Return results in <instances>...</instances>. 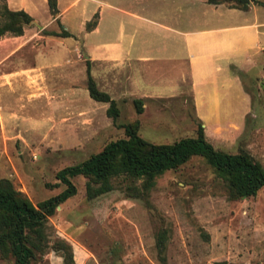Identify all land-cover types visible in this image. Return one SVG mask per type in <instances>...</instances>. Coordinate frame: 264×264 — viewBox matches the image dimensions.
<instances>
[{"label": "crops", "instance_id": "1", "mask_svg": "<svg viewBox=\"0 0 264 264\" xmlns=\"http://www.w3.org/2000/svg\"><path fill=\"white\" fill-rule=\"evenodd\" d=\"M257 1L239 9L229 0H55L52 13L47 0H5L31 20L19 35L0 36V120L36 129L80 116L89 129L100 130L99 121L114 129L107 103L89 100L87 61L118 114L120 103L133 108L138 134L184 130L189 105L188 120L214 143L242 126L250 105L244 81L264 69V0ZM78 48L84 63L75 78Z\"/></svg>", "mask_w": 264, "mask_h": 264}, {"label": "rangeland", "instance_id": "2", "mask_svg": "<svg viewBox=\"0 0 264 264\" xmlns=\"http://www.w3.org/2000/svg\"><path fill=\"white\" fill-rule=\"evenodd\" d=\"M65 42L70 49L80 46ZM83 63L78 48L71 63L75 78ZM244 84L250 105L242 126L214 143L205 139L217 151H243L264 166V69L250 73ZM119 108L114 129L106 121L95 122L100 130L89 129L80 116L42 122L45 126L36 129L28 121L0 120V179L9 180L33 205L57 194L65 187L56 178L58 170L126 137L120 125L130 122L133 108L127 103ZM185 110L184 130L143 127L138 135L156 144L195 136L199 122L188 120L189 105ZM68 179L74 192L40 228L26 234L33 252L29 264H65V247L74 264H264V185L254 195L231 198L224 180L201 156H190L148 184L143 178L113 177L110 190L92 196L86 192V177ZM0 264L13 260L0 254Z\"/></svg>", "mask_w": 264, "mask_h": 264}, {"label": "trees", "instance_id": "3", "mask_svg": "<svg viewBox=\"0 0 264 264\" xmlns=\"http://www.w3.org/2000/svg\"><path fill=\"white\" fill-rule=\"evenodd\" d=\"M216 1V0H211ZM232 7L246 9L257 0H229ZM49 10L55 12V0H47ZM264 6V3H261ZM31 18L22 10H10L5 0H0V36L6 33L19 35ZM89 24V23H88ZM65 32H62L64 35ZM86 90L88 96L107 103L106 116L115 123L118 108L113 99L96 88L88 73L86 61ZM134 111H142L141 100H132ZM126 134L106 143L102 149L82 162L64 167L56 172V178L65 184L64 189L33 205L29 199L14 189L7 179H0V254L12 258L13 264H29L33 257L31 248L25 243L27 233L40 228L46 217L52 214L56 205L73 192L69 176L83 175L87 178L88 196L111 189V178L117 176L132 179L143 178L146 184L164 170L175 169L190 156L203 157L214 173L224 180L231 198H245L254 195L264 185V166L254 161L246 152L234 154L215 150L205 139L200 124L193 137H183L171 143H150L138 133V120L120 125ZM95 184L91 186L89 183ZM159 251L163 249L162 239L157 240ZM64 263L74 264L68 247H65Z\"/></svg>", "mask_w": 264, "mask_h": 264}]
</instances>
